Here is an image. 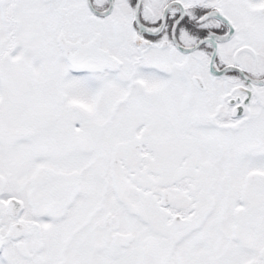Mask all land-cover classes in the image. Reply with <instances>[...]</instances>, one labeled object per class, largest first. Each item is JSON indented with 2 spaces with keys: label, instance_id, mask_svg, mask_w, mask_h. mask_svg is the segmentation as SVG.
Masks as SVG:
<instances>
[{
  "label": "snow or ice",
  "instance_id": "1",
  "mask_svg": "<svg viewBox=\"0 0 264 264\" xmlns=\"http://www.w3.org/2000/svg\"><path fill=\"white\" fill-rule=\"evenodd\" d=\"M0 264H264V0H0Z\"/></svg>",
  "mask_w": 264,
  "mask_h": 264
}]
</instances>
